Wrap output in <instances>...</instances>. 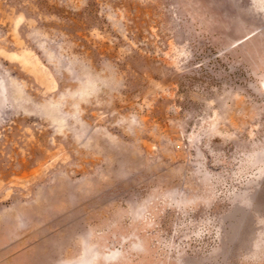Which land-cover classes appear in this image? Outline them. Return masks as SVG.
Listing matches in <instances>:
<instances>
[{
	"label": "rangeland",
	"instance_id": "374dc122",
	"mask_svg": "<svg viewBox=\"0 0 264 264\" xmlns=\"http://www.w3.org/2000/svg\"><path fill=\"white\" fill-rule=\"evenodd\" d=\"M0 264H264V0H0Z\"/></svg>",
	"mask_w": 264,
	"mask_h": 264
}]
</instances>
